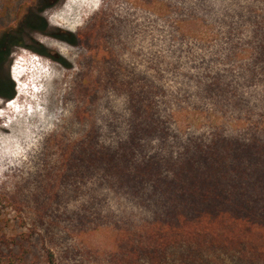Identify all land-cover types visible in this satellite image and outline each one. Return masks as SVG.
<instances>
[{
	"label": "rangeland",
	"instance_id": "obj_1",
	"mask_svg": "<svg viewBox=\"0 0 264 264\" xmlns=\"http://www.w3.org/2000/svg\"><path fill=\"white\" fill-rule=\"evenodd\" d=\"M14 40L21 45L0 61V82L8 73L14 86L12 99L0 97V129L15 120L0 130V218L7 213L8 234L24 247L7 258L264 264L250 250L255 239L160 244L207 217L182 203L179 182L165 183L190 156L212 143L228 153L226 172L218 170L228 188L242 181L237 166L251 171L241 152L264 145V0H0V50ZM148 119L155 129L146 130ZM128 141L143 148L125 160ZM153 150L163 180L126 181ZM252 159L263 171L264 155ZM206 161L191 175L202 177Z\"/></svg>",
	"mask_w": 264,
	"mask_h": 264
},
{
	"label": "trees",
	"instance_id": "obj_2",
	"mask_svg": "<svg viewBox=\"0 0 264 264\" xmlns=\"http://www.w3.org/2000/svg\"><path fill=\"white\" fill-rule=\"evenodd\" d=\"M41 20L43 21V24L46 23L43 19ZM8 34L9 33H3V35ZM12 44L21 45L19 41L14 40L11 43H6V48L1 47L0 61H2L3 64L7 61ZM13 96V82L9 74L5 73L4 82H0V97L9 100L12 99ZM147 123V127H145L147 131H150V126H153V129L157 127V122L155 121L148 119ZM132 130L133 131L131 133H133V141V136H137L138 130L135 125H133ZM128 144L129 141L124 144L125 146H123L124 148H126V150L120 153L122 159L125 160L131 158V155H135L136 151L134 149L142 150L143 148L142 144H140V146L142 147L141 148L137 142H134L131 145ZM247 151L250 154L248 152L247 154H245V152L242 151L241 155L243 157L247 156V160L248 158L252 160L251 171L248 170L245 166H237L236 171L241 175L240 178L242 179V181L239 182L235 180L233 185L228 188H226L223 180L221 179V174H218V170L221 168L226 172V168L229 165V157L227 156L226 158V155H228V153H226L224 156L221 155L217 149V146L215 147V143L208 145L203 154H200L198 156H190L189 162L185 163L184 166L182 165V168L184 169L181 168L177 170L174 173V178H170L168 182H165L167 186L172 185L175 182H179L183 190L182 203L188 202L186 204V207H188L191 212L204 213L207 217L199 216L195 221L187 222L180 228L172 230L177 232H169L168 234L160 237V239L162 240H160L161 245L165 241H169V239H174L177 242V240H180V238L186 240L191 239L192 241L210 238L209 241L211 246L218 244L229 245L233 242L241 243L245 240L255 239V246H251L250 250L252 251V253L256 252V254L258 255H264V170L258 171L257 169H259V166L257 165V167L255 160L252 159L255 153L264 155V145H253L251 146V149ZM150 153L152 155L147 156L148 160L146 161V165L137 169L139 170L138 173L134 175L130 170L126 172V181L133 180L136 184H138V186L141 187V184H143L145 180L147 181L153 176L156 178V181L163 180V178L157 176L158 169L156 168L158 167V165H156L155 161L158 159L156 157L158 151L153 150ZM116 154H118V152ZM143 157L144 155L142 156V158ZM232 158L233 156L231 157V159ZM201 159L207 160L206 172L202 177H199L195 172L194 175H191L193 172L194 164L198 161H201ZM209 159L211 161H209ZM185 166L190 167L191 169H189V175L184 177V172L186 171ZM209 171H212L213 173H210ZM244 171H246V173H248L249 175L252 174L251 178H247ZM183 179L191 180L189 184L186 185L185 182L180 181ZM1 203L2 199L0 197V214L3 209V207H1ZM226 205H228L229 207L227 208V210H223ZM219 207L220 209H217ZM239 209H241L240 212H242V214L244 212L243 216L240 215L241 213H237ZM214 211L218 212V214L214 215ZM224 213H226V215ZM3 214L4 217L0 218V264H14L16 262V259L19 262L20 258H7L6 252L8 250L10 251L12 247H20L22 249L24 246L21 241L17 240L15 235L8 234V225L5 223L8 222L9 218H5V215L7 214L6 212H3ZM256 218L259 222L255 221ZM256 223H259L261 227L255 226L254 228H251V225H256ZM213 225L216 226L217 232L213 231ZM20 227H22V224H20ZM19 237H22L24 239V234L22 233L21 235H19ZM45 255L47 257L48 263H51L52 254L48 250H46ZM22 260L23 259H21V261Z\"/></svg>",
	"mask_w": 264,
	"mask_h": 264
},
{
	"label": "bare ground",
	"instance_id": "obj_3",
	"mask_svg": "<svg viewBox=\"0 0 264 264\" xmlns=\"http://www.w3.org/2000/svg\"><path fill=\"white\" fill-rule=\"evenodd\" d=\"M2 116V115H1ZM23 116V115H22ZM21 121H22V119H21ZM14 122H15V120L14 119H11L10 121H9V123L7 124V125H4L5 127H1V129L0 130H7V129H9V128H12L13 127V125H14ZM25 122H26V120H25ZM18 123H20V122H18ZM16 126H17V124H15ZM14 128V127H13ZM15 129V128H14ZM19 134V133H18ZM3 139V138H2ZM1 139V140H2Z\"/></svg>",
	"mask_w": 264,
	"mask_h": 264
}]
</instances>
